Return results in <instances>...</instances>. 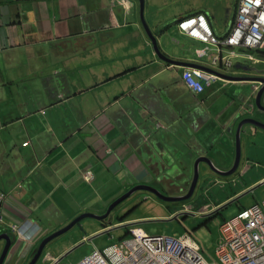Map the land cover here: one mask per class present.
I'll use <instances>...</instances> for the list:
<instances>
[{"label": "crops", "instance_id": "obj_1", "mask_svg": "<svg viewBox=\"0 0 264 264\" xmlns=\"http://www.w3.org/2000/svg\"><path fill=\"white\" fill-rule=\"evenodd\" d=\"M169 2L144 0V18L173 62L155 54L138 0H0V235L13 245L5 264H28L41 240L65 224L61 217L101 210L135 185L183 193L199 157L227 171L238 125L264 121L249 107L256 79L264 77V55L249 66L235 60L223 72L228 78L211 81L203 93L183 82L185 70L209 67L213 51L198 56L205 46L176 23L203 13L223 37L231 10L219 15L195 4L163 14ZM242 131L243 156L253 149L264 155V130ZM201 164L202 179L218 177ZM256 168L264 171V162ZM263 182L258 174L253 185ZM262 201L238 206L231 217ZM219 205L195 200L191 212L204 215Z\"/></svg>", "mask_w": 264, "mask_h": 264}, {"label": "rangeland", "instance_id": "obj_2", "mask_svg": "<svg viewBox=\"0 0 264 264\" xmlns=\"http://www.w3.org/2000/svg\"><path fill=\"white\" fill-rule=\"evenodd\" d=\"M235 1L236 0H170L169 4L163 7L162 13L167 14L172 11H177L181 14L191 10V8H193L192 6L195 4H201L206 7L211 5L215 12L218 11L219 15L228 12V10H231L232 15H234ZM243 62L247 66L250 65V63H246L244 60ZM259 71L260 69L255 68V72L258 73ZM255 72H251L250 75L255 74ZM261 103L264 105V95ZM260 115L264 116L263 113H260ZM257 119L262 121L260 116H257ZM262 150L264 151V149ZM245 156L246 153L244 152L243 156L241 152L239 167L237 171L229 177H216L215 179L203 180L202 176H199L198 185L190 203L193 204L192 201L201 200L203 204H208L210 207H215L221 203L219 207L212 209L209 213L195 216V213L191 212V215L177 218L178 213H181L180 206L177 207L174 204L161 202L148 193L137 192L113 210L103 224H106L104 226L107 228L110 225H116L119 218L125 217V221L140 226L142 230L150 235L163 234L179 236L183 233H189L199 245L203 255L209 259L213 255L214 249L220 240L219 226L223 220L230 218L233 211H236L238 206H244L253 200H264V182L253 185L258 179V174L264 173V171L256 168L258 161L261 160L264 162V155L259 151L258 158L255 149H253L247 159ZM201 167H205L204 164H201ZM162 189L165 191L167 190L169 194L163 193ZM245 189L247 190L242 192ZM129 190H131V188ZM129 190L127 189L125 193ZM158 191L167 197H181L176 196L175 190L166 188L164 184L161 186V190ZM125 193L115 200L125 195ZM171 193L174 194L170 195ZM113 202L114 201H112V203ZM110 204L111 203L101 205V210L86 213L103 215ZM224 206L226 209H224ZM199 207L195 208V210L197 211ZM81 214L83 213L79 212L70 215V217H61L58 221L61 224L63 220H65V224L55 229L51 234L68 226ZM207 215L211 216L207 217ZM58 216L59 215H55V218ZM126 227L131 226H125V228ZM102 229L103 227H101L99 221L86 218L82 220L79 225L74 226L69 232L50 242L44 251V257H48L47 262H52V264H55L57 261H59L57 264H75L88 256L94 248L102 249L113 243H119L125 234V229L120 228L118 225L108 229ZM95 230H99L100 232L94 235V239L90 237V241L82 240ZM1 243L2 242H0V254L4 249V244ZM46 252L49 253V255H46ZM60 252L64 253L58 255ZM56 257H58L57 261L53 262V259Z\"/></svg>", "mask_w": 264, "mask_h": 264}, {"label": "built area", "instance_id": "obj_3", "mask_svg": "<svg viewBox=\"0 0 264 264\" xmlns=\"http://www.w3.org/2000/svg\"><path fill=\"white\" fill-rule=\"evenodd\" d=\"M179 27L186 35L213 46L218 55L214 58L215 63L223 52L227 54L223 64L229 66V57L235 56L230 47L264 50V0H239L235 20L224 40L215 37L201 15L181 22ZM248 59L254 60L252 56ZM215 78L196 71H187L183 75L187 87L198 93ZM219 233L214 262H207L199 245L187 235L180 238L149 236L132 230L129 238L102 250L94 249L77 264H264V201L240 210L223 222Z\"/></svg>", "mask_w": 264, "mask_h": 264}, {"label": "water", "instance_id": "obj_4", "mask_svg": "<svg viewBox=\"0 0 264 264\" xmlns=\"http://www.w3.org/2000/svg\"><path fill=\"white\" fill-rule=\"evenodd\" d=\"M138 1L140 3V22L142 24L144 31L146 32L147 36L149 37V39L152 43V47H153V50L155 51V54L160 59H162L166 62H173L170 59H168L166 57V55H164L162 53V51L159 49L157 39L153 35L151 29L149 28V26L146 23L145 18H144V2H143V0H138ZM162 34H166V32H163ZM196 68L202 69V70L207 71V72H211L208 69H204V68L199 67V66H196ZM257 80L260 83H262V87L259 89V91L257 92V95L255 97V106L261 113L264 114V106L261 104V99H262V96L264 94V78H260ZM244 125H251V126H254L255 128L264 130V121H261V120L245 119L238 125L237 131H236V138H235V142H236L235 158H234V162H233L232 167L230 169H228L227 171H221V170L217 169L215 167V165L207 157L202 156V157H199L198 159H196V161L194 163V166H193L194 173H193L191 185L189 187L188 193L184 196L167 197V196L161 194L158 191V189H156L152 186L137 185V186L133 187L131 190H129L127 193H125V195H123L122 197L118 198L113 203H111L103 215H93V214L83 213L80 216H78L76 219H74L68 226L64 227L60 231H57V232L47 236L39 244L37 251H36L35 255L33 256V258L31 259V261L29 262V264H36L38 262V260L40 259L45 247L50 242H52L54 239L64 235L65 233L69 232L74 226L79 224L82 220H84L86 218L95 219L97 221H102V220L107 219L115 208L120 206L125 200H127L128 198H130L133 194H135L137 192H147L149 194L154 195L158 200L163 201V202H168V203H179V202H185V201L190 200L192 198V196L194 195L195 189L198 185L199 176H200L199 167H200L201 163L206 164L209 167V169L219 177L225 178V177H229V176L233 175L237 171L239 164H240V159H241V132H243L242 128ZM203 180H207V179H203ZM2 241L5 244H4V249L0 255V264H4V261L7 257V254L9 253V250L11 247V238L8 234L3 233L0 235V242H2Z\"/></svg>", "mask_w": 264, "mask_h": 264}, {"label": "clouds", "instance_id": "obj_5", "mask_svg": "<svg viewBox=\"0 0 264 264\" xmlns=\"http://www.w3.org/2000/svg\"><path fill=\"white\" fill-rule=\"evenodd\" d=\"M143 2H144V0H143ZM238 3H239V0H236L235 1V8H234V15H233V17H232V21H231V23H230V26H229V28H228V31H227V34L225 35V36H223V37H218L217 35H215V33H214V31H213V29H212V27H211V25H210V23H209V20H208V18L206 17V15L205 14H203V13H197V14H194V15H189V16H187V17H185V18H183V19H180L177 23H176V28L179 30V32H181L182 34H184V35H186L185 34V32L184 31H182L181 29H180V27H179V24L181 23V22H183V21H185V20H187V19H191V18H196L197 16H199V15H201V16H204V18L207 20V22H208V24H209V26H210V28H211V31L213 32V34L215 35V37H217L219 40H224L226 37H227V35L229 34V32H230V29H231V27H232V25H233V22H234V20H235V16H236V12H237V8H238ZM186 36H188V35H186ZM188 37H190V36H188ZM191 39H193V40H195V41H198V42H200V43H202L201 41H199V40H196V39H194V38H192V37H190ZM205 47L203 48V49H197L195 52H196V54L198 55V56H203V55H206V53H207V50H212L213 51V55L210 57V64H209V67L207 68L209 71H211V72H207V71H204V70H202V69H199V68H196V67H192L191 69H188V70H185V72H187V71H196V72H202V73H205V74H208V75H214V76H216V78L215 79H213V80H210V83H211V81H215V80H219V79H224V78H228V77H225L224 75V71H229V70H231V69H233V67H234V62H235V60H238V59H246L247 61H249V63L251 62V63H253V64H257L258 62H260V59H258L257 58V55H259V56H261V57H263V55H264V50H253V49H234V48H231L230 47V49H232V51H234L235 52V56L234 57H229V62H230V65L229 66H225L224 64H223V58L224 57H226L227 56V54H225L224 52L221 54V56H220V58H219V61H217L216 63L214 62V58L216 57V56H218L217 55V51H216V49L213 47V46H209V45H206L205 43H202ZM226 50V49H225ZM227 50H229V48H227ZM198 51H200V53L198 52ZM248 56H252L253 57V61H251V60H249L248 59ZM234 60V61H233ZM245 61V60H244ZM199 67H202V68H204V69H206L205 67H203V66H200L199 65ZM184 72V73H185ZM184 75V74H183ZM260 78H264V77H260ZM260 78H257V79H260ZM256 79V80H257ZM183 82H184V79H183ZM257 82H258V84L259 85H256L255 87H253L252 88V95L254 96L249 102H250V104H249V107H252V108H254V107H256L255 106V97H256V95H257V92L259 91V89L262 87V83H260L258 80H257ZM210 83H209V85H210ZM184 84H185V82H184ZM186 85V84H185ZM209 85L207 86V87H209ZM186 87H187V85H186ZM207 87H205L204 89H203V91L202 92H194L193 90H191L190 88H188L189 90H191L193 93H195V94H200V93H203L204 92V90L207 88ZM264 95V94H263ZM262 98H263V96H262ZM262 100V99H261ZM262 104V103H261ZM158 126H160V125H158ZM244 127V126H243ZM242 133V132H241ZM90 176V178L88 179V177ZM85 180L87 181V182H91L92 181V175H91V173H85ZM219 177V176H218ZM221 178H224V177H221ZM226 178V177H225ZM138 185H144V184H138ZM190 185H191V181H190V184H189V186L188 187H186L184 190H183V193H180V194H175L176 196H184V195H186L187 193H186V191L189 189V187H190ZM135 186H137V185H135ZM135 186H133V187H135ZM147 186H151V185H147ZM153 187V186H152ZM132 189V188H131ZM157 189V188H156ZM159 190V189H158ZM163 190V189H162ZM164 191L165 190H163V193H164ZM166 192H167V190H166ZM144 193H147V192H144ZM186 193V194H185ZM149 194V193H148ZM151 196H152V194H150ZM3 196V195H2ZM154 196V195H153ZM155 197V196H154ZM193 197V196H192ZM4 198V196L3 197H1L0 196V199L2 200ZM156 198V197H155ZM157 199V198H156ZM115 201V200H114ZM160 201V200H159ZM264 201V200H263ZM262 201V202H263ZM163 202V201H162ZM191 199L190 200H188V201H185V202H179V203H170V204H174L175 206H180V210H181V213H178V216H177V218H182V217H186V216H188V215H191V210H192V206H191ZM193 202V201H192ZM262 202H260V203H254V204H261ZM112 203V202H111ZM164 203H168V202H164ZM177 204H179V205H177ZM254 204H252V205H254ZM252 205H250V206H252ZM250 206H248V207H250ZM248 207H245V208H239V210L237 211V213L240 211V210H243V209H246V208H248ZM116 209V208H115ZM114 209V210H115ZM179 210V211H180ZM106 212V211H105ZM104 212V213H105ZM113 212V211H112ZM236 213V214H237ZM177 214V213H176ZM235 214V215H236ZM234 215V216H235ZM211 215H207V217H210ZM233 216V217H234ZM233 217H231V218H233ZM231 218H229V219H231ZM123 219L124 220H122V222H119V223H117L116 225H118V226H120V228H124L125 229V234H124V236H123V238L120 240V242H122V241H124L125 239H127V238H129L132 234H131V231L132 230H138V231H141V232H143L144 234H146V235H149V236H157V235H163V234H154V235H150V234H147L144 230H142V228L140 227V226H136V224H130L129 222H127V221H125V217H123ZM229 219H226V220H223V222H225V221H227V220H229ZM107 219H105V220H102V221H99V222H103V221H106ZM222 222V223H223ZM221 223V224H222ZM124 224V225H123ZM220 224V225H221ZM104 225V224H103ZM116 225H110L109 227H103V228H106V229H108V228H110V227H113V226H116ZM125 226H131V227H126L125 228ZM137 227H140V228H137ZM13 229V231H16V233H18L19 234V236H20V228L19 229H16V227H13L12 228ZM51 235V234H50ZM184 235H187V236H189L193 241H194V239L192 238V235L191 234H189V233H183V234H181V235H179V236H172V237H176V238H180V237H182V236H184ZM49 236V235H48ZM167 236H170V235H167ZM10 238H11V247H10V250H11V248L13 247V245H12V237L10 236ZM46 238V237H45ZM44 238V239H45ZM91 239H94V237L93 238H91ZM42 241V240H41ZM3 242V241H2ZM119 242V243H120ZM195 242V241H194ZM4 243V242H3ZM41 243V242H40ZM39 243V244H40ZM119 243H113V244H111V245H114V244H119ZM196 243V242H195ZM5 244V243H4ZM39 244H38V246H39ZM110 245V246H111ZM38 246H37V248H38ZM47 247V246H46ZM45 247V248H46ZM107 247H109V246H107ZM104 248H106V247H104ZM104 248H102V249H104ZM216 248V247H215ZM94 249H99V248H94ZM93 249V250H94ZM102 249H99V250H102ZM10 250H9V253H10ZM45 250V249H44ZM36 251H37V249H35V251H34V254L32 255V257H31V259L33 258V256L35 255V253H36ZM9 253L7 254V257L9 256ZM92 253V252H91ZM90 253V254H91ZM89 254V255H90ZM201 254H202V256L204 257V259L207 261V262H214V261H216V257H215V249H214V252H213V255L210 257L211 258V260H208L204 255H203V253H202V251H201ZM1 255V254H0ZM88 255V256H89ZM7 257H6V259H7ZM87 257V256H86ZM48 258V257H47ZM47 258L46 257H44V251H43V253H42V255H41V257H40V259L38 260V262L36 263V264H52V262H47ZM85 258V257H84ZM83 258V259H84ZM6 259H5V261H4V264H5V262H6ZM31 259H30V261H31ZM82 260V259H81ZM81 260H79V261H81ZM29 261V262H30ZM57 261V258H55V259H53V262H56ZM78 261V262H79ZM29 262H28V264H29ZM59 261H57L55 264H57ZM77 262V263H78ZM77 263H75V264H77Z\"/></svg>", "mask_w": 264, "mask_h": 264}, {"label": "trees", "instance_id": "obj_6", "mask_svg": "<svg viewBox=\"0 0 264 264\" xmlns=\"http://www.w3.org/2000/svg\"><path fill=\"white\" fill-rule=\"evenodd\" d=\"M240 208H245V207H240ZM122 220H124V219H123V218H119L117 221H118V223H119V222H122ZM103 222H104V221H103ZM103 222H100V225H101L102 227H104ZM77 225H79V224H77ZM208 260H211V258H209Z\"/></svg>", "mask_w": 264, "mask_h": 264}, {"label": "flooded vegetation", "instance_id": "obj_7", "mask_svg": "<svg viewBox=\"0 0 264 264\" xmlns=\"http://www.w3.org/2000/svg\"><path fill=\"white\" fill-rule=\"evenodd\" d=\"M165 193H167V194H169V192H166V191H164ZM172 194H174V193H171L170 195H172ZM153 196V195H152ZM154 197V196H153ZM162 202V201H161ZM180 204V203H179ZM179 204H177V205H179Z\"/></svg>", "mask_w": 264, "mask_h": 264}]
</instances>
